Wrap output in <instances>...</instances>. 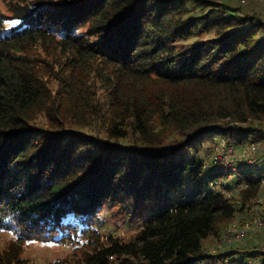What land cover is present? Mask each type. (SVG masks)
<instances>
[{
  "label": "trees",
  "instance_id": "1",
  "mask_svg": "<svg viewBox=\"0 0 264 264\" xmlns=\"http://www.w3.org/2000/svg\"><path fill=\"white\" fill-rule=\"evenodd\" d=\"M3 1L0 230L17 244L0 264L33 241L86 264H264L207 244L253 211L264 170L225 185L206 164L264 122L262 17L245 0ZM106 212L145 222L101 242Z\"/></svg>",
  "mask_w": 264,
  "mask_h": 264
},
{
  "label": "rangeland",
  "instance_id": "2",
  "mask_svg": "<svg viewBox=\"0 0 264 264\" xmlns=\"http://www.w3.org/2000/svg\"><path fill=\"white\" fill-rule=\"evenodd\" d=\"M243 1V0H242ZM241 1V4H243ZM10 2V1H9ZM246 4L249 5V10L255 11L259 14L264 21V0H245ZM4 14L6 16H12L9 10L8 4L3 0H0V15ZM15 21L10 20L7 23V26L14 25ZM37 54V50L34 51V55ZM39 55V51H38ZM42 60L52 62L51 58L43 55ZM260 132L254 133L249 139V143L240 145L239 148L234 147L233 145L227 146L226 142L216 139V146L213 147V151L208 156L206 164L210 167H213L211 160L217 155H221L224 164L220 165L225 168V170L230 171V166L226 167V164H237L246 163L248 166H258L259 172L264 170V152L260 151L261 146H264V122L261 124ZM253 143L255 147L258 148L257 152L249 150L248 147ZM226 146V147H225ZM226 148L225 151H222L223 148ZM218 148L220 149L218 151ZM219 153V154H218ZM224 156L226 158H224ZM218 168V169H219ZM257 168V167H254ZM227 171V173H229ZM211 174V172L208 171ZM233 177V176H232ZM232 177L229 175L219 180L217 183L228 185L232 180ZM236 186H233L229 190L222 191L224 194L232 195L233 190ZM149 215V214H148ZM258 219L264 221V188L262 189L259 198L256 202V205L253 207V211L250 214H245L240 216L236 220L239 222L240 229L245 230L247 226L250 227V230L246 232L245 237H240L238 241L232 244L230 251H237L244 248H251L253 251H259L264 253L263 244H264V227L262 229H257L255 222ZM124 215L115 214L113 212H106L101 217L103 226H101V242H107L110 238L114 240L122 239L129 240L139 231L141 226H143L145 220L134 219V221H127ZM235 221V220H234ZM226 232V231H225ZM225 234V233H224ZM223 234V236H224ZM222 236V237H223ZM222 239V238H221ZM220 239V240H221ZM220 240L213 243H210V240L207 244L212 246L211 250L213 253H217L215 250L220 244ZM14 235L3 232L0 230V249H8L11 244H17ZM20 255L27 264H86L84 262V257L81 254L80 249H76L73 245H61L55 243H42V242H27L20 245L19 249ZM259 260L256 257L250 258L251 263H255Z\"/></svg>",
  "mask_w": 264,
  "mask_h": 264
},
{
  "label": "built area",
  "instance_id": "3",
  "mask_svg": "<svg viewBox=\"0 0 264 264\" xmlns=\"http://www.w3.org/2000/svg\"><path fill=\"white\" fill-rule=\"evenodd\" d=\"M225 147L223 148L222 151H225V149H226ZM248 147H250L249 150H251V148H252V151H254V152H257L258 151V148L255 147L253 145V143L251 144V141H250V145ZM219 150L220 149L218 148V151ZM260 151H263L264 152V146H261ZM224 158H226V157L224 156ZM211 164H212V166H213L214 169H218L221 164H224L223 163V160L221 158V155H217V156L213 157V159L211 160ZM225 166L226 167L230 166V171L225 170L224 167L223 168L221 167L222 171H224L226 174H228L230 177H232L233 174H236L239 171V166L240 165H237L235 163V164H232V165L231 164H226ZM250 166H252V165H250ZM253 167H257V166H253ZM227 171L229 173H227ZM227 196L230 197L231 194L230 195H227ZM239 222L237 220H235V221H233L231 223V225L226 230L224 236L220 240V244H219L218 248L215 250L216 252H224V251H227L232 246V244H234V243H236L238 241V239L240 237H243V236L245 237L246 232L248 230H250V227L247 226L245 230H242V229H240ZM255 225H256V228L257 229H262L264 227V221L258 219V221L255 222ZM263 251H264V244H263Z\"/></svg>",
  "mask_w": 264,
  "mask_h": 264
},
{
  "label": "snow or ice",
  "instance_id": "4",
  "mask_svg": "<svg viewBox=\"0 0 264 264\" xmlns=\"http://www.w3.org/2000/svg\"><path fill=\"white\" fill-rule=\"evenodd\" d=\"M18 23V22H17Z\"/></svg>",
  "mask_w": 264,
  "mask_h": 264
}]
</instances>
